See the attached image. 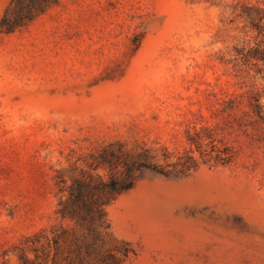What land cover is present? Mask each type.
<instances>
[{
	"label": "rangeland",
	"instance_id": "374dc122",
	"mask_svg": "<svg viewBox=\"0 0 264 264\" xmlns=\"http://www.w3.org/2000/svg\"><path fill=\"white\" fill-rule=\"evenodd\" d=\"M12 2L0 0V21ZM258 8L59 0L0 32V264L35 259L30 238L62 221L57 177L107 179L94 168L111 144L150 151L164 173L143 172L107 207L103 252L120 264H264V129L246 102L227 103L254 90L264 110V64L234 68Z\"/></svg>",
	"mask_w": 264,
	"mask_h": 264
},
{
	"label": "trees",
	"instance_id": "16d2710c",
	"mask_svg": "<svg viewBox=\"0 0 264 264\" xmlns=\"http://www.w3.org/2000/svg\"><path fill=\"white\" fill-rule=\"evenodd\" d=\"M58 3L59 0H13L0 21V32H14ZM255 12L258 19L246 27L247 34H251L254 40L253 45L248 42L234 48V68L244 67L248 74L264 64V9H255ZM249 16L252 17V14ZM259 72L264 79V69L260 68ZM245 102L248 108L245 115L250 117L253 127L264 129V110L254 90L227 101L232 108H239ZM191 141L200 148L201 143L194 139ZM118 147L116 150L111 144L97 159L102 166H95L94 169L103 167L108 170L107 179L82 172L68 184L62 173L57 177L56 185L61 196L57 215L62 221L53 225L49 233L35 234L30 238L28 250L35 255V259L25 258L24 254L22 264H120L114 254L102 251L104 238L111 234L107 207L132 189L143 172H164L153 163L150 151L133 153L123 145ZM191 159L195 163L194 158ZM190 168L192 166H188L187 170ZM66 221L71 224L66 225Z\"/></svg>",
	"mask_w": 264,
	"mask_h": 264
}]
</instances>
